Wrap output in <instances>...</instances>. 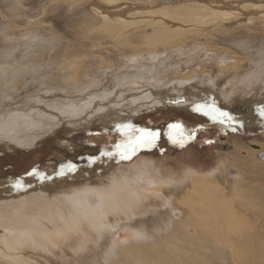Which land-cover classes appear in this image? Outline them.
I'll return each mask as SVG.
<instances>
[{
  "label": "bare ground",
  "instance_id": "obj_1",
  "mask_svg": "<svg viewBox=\"0 0 264 264\" xmlns=\"http://www.w3.org/2000/svg\"><path fill=\"white\" fill-rule=\"evenodd\" d=\"M47 1L57 10L90 11L101 23L100 28H104L101 35L104 39L132 51L122 65L105 66L99 75L90 68L82 71L66 63L60 67L63 72L56 88L44 91L47 94L37 98L17 102L14 98L20 95L19 88L12 91L15 84H5L1 92L12 102L6 103V110L0 109L2 142L28 147L42 132L58 125H77L76 128L117 125L141 110L156 106L193 107L201 97L221 101L227 87L234 82L238 84L244 75L239 72L244 60L233 61L231 54H224L217 58L223 72L221 78L203 79L205 72L201 63L206 62L199 59L205 54L213 57L207 49L209 39L224 33L221 29L231 23L230 26L254 25L248 16L264 18V0ZM166 68L174 69L181 76L169 83L160 82L161 70ZM14 72L18 69L0 68V75ZM247 82L251 86L252 82ZM259 92L251 101L264 103V88ZM235 96L232 102L241 94ZM259 148L263 149L264 145L260 144ZM236 160L239 173L232 176L236 181L233 196L244 201L257 183L252 181L248 185L247 174L264 180V164ZM221 168L224 183L214 171L201 174L184 167L181 173L170 170L167 173L157 159L140 157L106 161L96 172L74 174L51 188L34 185L32 178L24 182L25 187L0 189V228L7 232V236L0 238V264H30L27 256L35 258L37 253L49 254L53 247L62 246L67 249L59 250L62 257L68 256L69 249L76 256L74 240L78 242L76 251H89L93 248L88 244L92 243L103 256L111 259V262L106 260L110 264H207L209 254H229L238 249L237 242L244 238L242 229L233 230L231 207L219 210L217 206L221 196L231 192L227 185L228 165L222 162ZM139 215L148 219L143 227L137 222H123ZM121 231L125 241L116 243ZM234 238L238 240L235 239L236 243Z\"/></svg>",
  "mask_w": 264,
  "mask_h": 264
},
{
  "label": "rangeland",
  "instance_id": "obj_2",
  "mask_svg": "<svg viewBox=\"0 0 264 264\" xmlns=\"http://www.w3.org/2000/svg\"><path fill=\"white\" fill-rule=\"evenodd\" d=\"M75 11L74 8L57 10L47 0L42 3L39 0H0V68L5 66L18 69V72L8 76L0 75V109L6 110L7 104L12 102L10 98H6V93L1 92L5 84L8 86L15 84L14 87L12 86V91L19 88L20 95L14 99L20 102L23 98L44 96L47 94L44 91L55 89L63 72L60 67L66 63H72L82 71L90 68L91 72L99 75L105 66L122 65L123 60H126L125 56L129 55L132 49L117 45L108 38L104 39L101 36L104 34V28H100L101 23L93 18L90 11L76 13ZM248 18L255 24L230 26L231 23L229 27L221 29L224 33L213 35L209 39L207 49L215 57H206L207 54H205L201 57L203 60L199 59V62H206L201 63L205 72L203 79L212 77V80L221 78L223 75L221 67L217 64V58L229 53L233 61L244 60V69L242 67L239 72L244 73L245 76L241 75L238 84L234 82V85L227 87L221 101H214L212 97L211 99L201 97V100H197L199 104H193V107L191 105H184L182 108L172 105L156 106L141 110L135 117L125 119L117 125L92 124L77 128V125H58L52 130L45 131L46 133L42 132L43 135L28 147L16 142L0 141V189L15 187L17 181L25 187L24 182L32 178L35 179L34 185L51 188L58 181L74 174L96 172L99 167L106 164V161L120 162L118 157L108 158L103 153L115 152V146L126 141L127 136L120 131L125 125H130L132 129L157 132L159 138L156 146L140 149L129 160L140 157L157 159L166 172L170 170L169 172L181 173L184 167H189L201 174L214 171L220 176L222 183L225 182V176L221 171L222 162L228 165L230 175H228L227 185L231 192L228 191L221 196L217 206L219 210L231 207L230 221L233 224V230L237 232L242 229L244 238L240 240V243L237 238L233 239L234 243L238 241V249L229 254L216 252L209 254L211 263L207 262V264H264V180L248 173L247 184H252V181L257 182L253 184L254 188L249 190L244 201H238L233 196L236 181L232 176L235 177L239 173L236 159L242 158L264 164L262 158L264 148H259L260 144L264 145V117L261 116V112H264V103L251 101L252 97L256 96L255 93L260 94L259 91L264 88V18L257 16H248ZM205 42L203 40L204 44ZM133 44L140 45L139 42ZM206 59H211L212 62ZM181 69L184 70L185 67ZM169 70V68L161 70L160 82L169 83L175 77L181 76L175 73L174 69ZM241 80L245 81L242 83ZM247 81L252 82L251 86ZM21 84H25L24 87ZM239 85H242V89ZM245 93L248 94L244 96ZM232 94L234 96L241 94V97L232 102L234 97ZM198 108L199 111L196 110ZM24 111L27 112V110ZM220 112L228 113L233 120L230 122L225 120L221 123L220 120L223 118L219 117ZM214 116L217 118L213 119ZM171 125L179 127L171 128ZM170 135L176 140L183 139L184 146L173 143L169 139ZM68 165H74L75 170L69 171ZM62 168L64 174L60 175ZM49 169L52 171L47 173ZM41 176L47 178L41 179ZM228 187L227 189L230 190ZM152 203L155 204L154 201ZM146 220L148 221L147 217L139 215L131 221L123 222H137L140 224L138 226L143 227L141 225ZM4 230L0 228V238L7 236ZM118 236L116 243L125 241L123 231ZM74 241L73 248L76 256H73V252L71 254L69 249L68 256L62 257L59 250L67 249L63 246L53 247L49 254L40 252L44 256L40 253H37L35 258L27 256L31 259L29 263L110 264L107 261L111 262V259L108 260L103 256L102 251L92 243L88 244L93 248L89 250L90 252L85 249H83L85 251H76L78 242Z\"/></svg>",
  "mask_w": 264,
  "mask_h": 264
},
{
  "label": "snow or ice",
  "instance_id": "obj_3",
  "mask_svg": "<svg viewBox=\"0 0 264 264\" xmlns=\"http://www.w3.org/2000/svg\"><path fill=\"white\" fill-rule=\"evenodd\" d=\"M199 111L200 109H196ZM261 116L264 117V112H261ZM219 117L223 118L220 120L221 123H224L225 120L232 121L233 117H231L226 112H220ZM217 117H213L216 119ZM171 128H177L178 125H171ZM122 134L127 136V139L122 144H117L115 152H105L103 153L104 156L108 158L118 157L120 160H129L133 155H135L140 149H148L154 148L156 146V142L159 138V133L157 132H150L144 129H132L130 125H125L123 128L120 129ZM138 133V135H137ZM173 141V143H178L181 147L184 146L185 141L183 139L176 140L171 135L169 137ZM69 171H74V165H68ZM60 175L64 174L63 168L61 169ZM39 175V174H37ZM41 179H46L47 177L41 176ZM15 187L19 188L22 185L17 181Z\"/></svg>",
  "mask_w": 264,
  "mask_h": 264
},
{
  "label": "water",
  "instance_id": "obj_4",
  "mask_svg": "<svg viewBox=\"0 0 264 264\" xmlns=\"http://www.w3.org/2000/svg\"><path fill=\"white\" fill-rule=\"evenodd\" d=\"M262 158L264 159V155L262 156Z\"/></svg>",
  "mask_w": 264,
  "mask_h": 264
}]
</instances>
